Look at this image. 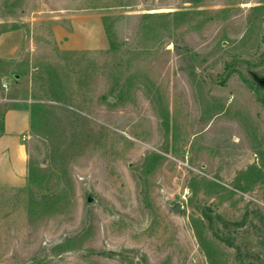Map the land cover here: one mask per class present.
<instances>
[{"label": "rangeland", "instance_id": "374dc122", "mask_svg": "<svg viewBox=\"0 0 264 264\" xmlns=\"http://www.w3.org/2000/svg\"><path fill=\"white\" fill-rule=\"evenodd\" d=\"M15 27L0 264H264V0H0Z\"/></svg>", "mask_w": 264, "mask_h": 264}, {"label": "crops", "instance_id": "0c3cea01", "mask_svg": "<svg viewBox=\"0 0 264 264\" xmlns=\"http://www.w3.org/2000/svg\"><path fill=\"white\" fill-rule=\"evenodd\" d=\"M24 41L22 28L0 31V114L3 115V129L0 131V186H20L27 178L25 139L30 130V112L23 105L3 108L5 103L15 102L17 99L3 96L13 93L15 89L10 92L7 91L8 88L2 87L5 77L10 75L22 57ZM81 44L82 41L77 40L74 45L81 48Z\"/></svg>", "mask_w": 264, "mask_h": 264}, {"label": "water", "instance_id": "95a60500", "mask_svg": "<svg viewBox=\"0 0 264 264\" xmlns=\"http://www.w3.org/2000/svg\"><path fill=\"white\" fill-rule=\"evenodd\" d=\"M17 76V75H16ZM254 80L261 86H264V76L259 77L257 75H254Z\"/></svg>", "mask_w": 264, "mask_h": 264}, {"label": "trees", "instance_id": "16d2710c", "mask_svg": "<svg viewBox=\"0 0 264 264\" xmlns=\"http://www.w3.org/2000/svg\"><path fill=\"white\" fill-rule=\"evenodd\" d=\"M3 129V115L0 114V131ZM205 215V214H204ZM207 219H211L209 216L205 215Z\"/></svg>", "mask_w": 264, "mask_h": 264}, {"label": "built area", "instance_id": "2783aa9c", "mask_svg": "<svg viewBox=\"0 0 264 264\" xmlns=\"http://www.w3.org/2000/svg\"><path fill=\"white\" fill-rule=\"evenodd\" d=\"M2 87L7 88V84L5 82H2Z\"/></svg>", "mask_w": 264, "mask_h": 264}]
</instances>
